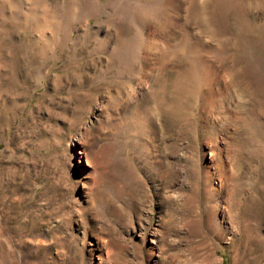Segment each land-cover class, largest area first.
<instances>
[{
    "label": "rangeland",
    "instance_id": "1",
    "mask_svg": "<svg viewBox=\"0 0 264 264\" xmlns=\"http://www.w3.org/2000/svg\"><path fill=\"white\" fill-rule=\"evenodd\" d=\"M0 264H264V0H0Z\"/></svg>",
    "mask_w": 264,
    "mask_h": 264
},
{
    "label": "bare ground",
    "instance_id": "2",
    "mask_svg": "<svg viewBox=\"0 0 264 264\" xmlns=\"http://www.w3.org/2000/svg\"><path fill=\"white\" fill-rule=\"evenodd\" d=\"M52 34V33H51ZM52 36V35H51ZM129 65H130V63H129ZM129 71V70H128ZM229 148V147H228ZM234 149V148H233ZM86 153V152H85ZM231 153V152H230Z\"/></svg>",
    "mask_w": 264,
    "mask_h": 264
}]
</instances>
